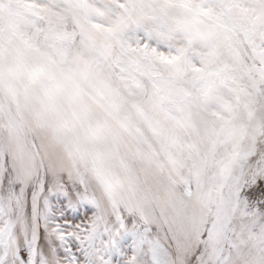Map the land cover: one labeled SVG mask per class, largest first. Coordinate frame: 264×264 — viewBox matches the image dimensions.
<instances>
[{"label":"snow or ice","instance_id":"6c2138e0","mask_svg":"<svg viewBox=\"0 0 264 264\" xmlns=\"http://www.w3.org/2000/svg\"><path fill=\"white\" fill-rule=\"evenodd\" d=\"M0 264H264V0H0Z\"/></svg>","mask_w":264,"mask_h":264}]
</instances>
